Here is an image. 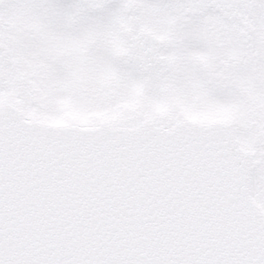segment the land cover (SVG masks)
<instances>
[{
	"label": "snow or ice",
	"instance_id": "obj_1",
	"mask_svg": "<svg viewBox=\"0 0 264 264\" xmlns=\"http://www.w3.org/2000/svg\"><path fill=\"white\" fill-rule=\"evenodd\" d=\"M0 264H264V0H0Z\"/></svg>",
	"mask_w": 264,
	"mask_h": 264
}]
</instances>
